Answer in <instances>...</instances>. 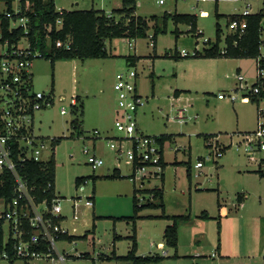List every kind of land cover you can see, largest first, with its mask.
Returning a JSON list of instances; mask_svg holds the SVG:
<instances>
[{
  "label": "rangeland",
  "instance_id": "rangeland-1",
  "mask_svg": "<svg viewBox=\"0 0 264 264\" xmlns=\"http://www.w3.org/2000/svg\"><path fill=\"white\" fill-rule=\"evenodd\" d=\"M77 1L78 5L75 0H56V8L112 11L121 6V0ZM137 1L136 12L150 25L146 36L107 38L109 56L58 58L53 70L47 56H36L32 61L33 88L45 93L53 91L52 100L35 111L33 124L46 142L59 137L52 149L54 188L63 198L62 212L68 215L61 224L74 235L56 242L60 251L68 253L63 262L39 257L33 264H129L125 258L112 256V250L116 255H125L133 231L137 254L160 252L158 241L163 238L164 226L172 220L160 217L162 212L190 215L188 221L179 220L177 224V252L187 256L174 257L175 248L166 246L172 256L148 264H264V175L254 169L255 164L237 145L238 133L256 126V108L264 106V100L242 101L238 97L231 101L217 96L235 86L238 67L251 81L255 61L252 57L205 56L201 50L208 45L204 39L214 40L216 23L222 47L229 27L228 15L242 11L247 3L251 11H257L263 7V0H164L162 4L157 0ZM18 3L12 0V8L17 9ZM4 8L5 0H0V11ZM164 12L195 14V28L202 33L197 36L190 23L178 22L179 32L175 35L170 19L167 30L157 34L153 45V23L161 25ZM154 14L158 18H151ZM114 17L122 16L114 13ZM194 47L201 50L198 55L178 53L181 48L192 51ZM128 54L138 57L134 62L137 90L146 99L137 112L138 126L145 134L170 136L163 144L164 180L145 183L148 187L162 186L164 207H141L134 221L118 218L133 214L132 192L136 185L127 175L130 165L124 157L117 160L116 151L109 145L111 137L119 134L114 126L115 73L127 67ZM175 89L181 90V98L174 95ZM70 95L80 96L81 114L69 110ZM61 106L66 107V113H60ZM180 107H185L191 117L179 121L176 115ZM76 116L75 127L72 120ZM207 135H217L221 143L230 145L215 161L196 167V161L208 151ZM84 147L88 153L83 152ZM49 152L46 149L43 156ZM91 152L103 159L94 169L86 162ZM115 167L120 176H110ZM76 176L87 179L83 190L76 187ZM238 192L246 194L242 206L237 202ZM88 195H93V206L84 202ZM73 197L77 199L76 219L71 211ZM218 201L229 208L228 216L219 215ZM218 245L221 255L211 256L218 252ZM196 251L201 255H188ZM0 264L9 262L0 258ZM11 264H23V260L17 258Z\"/></svg>",
  "mask_w": 264,
  "mask_h": 264
},
{
  "label": "built area",
  "instance_id": "built-area-1",
  "mask_svg": "<svg viewBox=\"0 0 264 264\" xmlns=\"http://www.w3.org/2000/svg\"><path fill=\"white\" fill-rule=\"evenodd\" d=\"M160 4L164 0H157ZM26 4L29 1L26 0ZM249 3L240 12H233L228 17V31L224 35V45L220 47L221 53L227 52V35L232 37L231 45H238L239 39L245 34L248 15L257 11H251ZM29 6H20L13 11L6 12L9 16L8 30L22 27L23 33L14 41L4 36L0 22V172L8 170L14 177L13 196L6 199L0 196V229H2V243L0 258L6 259L9 264L14 259L20 258L23 264H33L39 257H47L54 261L63 262L66 252L60 251L56 242L69 235L68 229L62 226L63 218L68 215L62 212L60 197L54 188V182L48 180L42 188V193L53 188L50 200L47 195H39V188L31 184L20 173L19 166L24 162L47 161L52 155L53 138L48 142L35 132L34 113L45 107L53 97V93L37 91L33 88L32 61L36 56H43V52L31 46L27 31L29 29V15L26 10ZM258 19V38L254 59V74L251 81L237 68L236 84L226 92L217 94L219 98H227L231 101L240 97L242 101L264 100V7ZM201 12H204L202 9ZM61 18L55 20L56 26L61 25ZM202 33L196 29L197 36ZM151 37V35H150ZM209 38L204 39V42ZM215 39V38H214ZM210 40V39H209ZM26 41V43H22ZM153 44V39L151 41ZM199 51L194 47L192 51L181 48L180 55H194ZM137 70L134 65H127L123 70L115 73L114 90L116 93V116L114 126L118 135H113L109 145L116 151V159L125 158L130 165L129 179L136 185L135 198L140 205L146 201H154L151 191L143 189L152 188L145 186L151 179H160L164 173L163 145L161 146L158 135L145 134L137 124V112L146 99L137 90ZM62 98V97H61ZM69 110L77 104V97L70 95ZM185 107L178 108L176 117L179 121L187 120ZM66 107H60V113H66ZM194 117L196 115H193ZM99 133L98 130H94ZM240 138L237 145L242 146V152L249 162L255 164V170L264 174V106L256 108V126L251 130L238 133ZM115 141V142H114ZM127 141V142H126ZM217 138V135L205 139L207 153L201 156L196 167H202L205 161L216 160L221 156L226 146ZM49 149V155L43 156V152ZM84 147L83 152L88 153ZM87 163L94 169L103 163L102 157L91 152L87 156ZM119 162H117L118 164ZM87 181L84 178L76 184L79 190L84 189ZM79 197V196H77ZM87 206H93L92 195L85 199ZM77 199L73 197L71 203L72 218H77ZM161 253H165L164 246L158 243ZM215 253L212 252V255Z\"/></svg>",
  "mask_w": 264,
  "mask_h": 264
},
{
  "label": "trees",
  "instance_id": "trees-1",
  "mask_svg": "<svg viewBox=\"0 0 264 264\" xmlns=\"http://www.w3.org/2000/svg\"><path fill=\"white\" fill-rule=\"evenodd\" d=\"M29 9L26 13L29 15V29L27 31L28 38L30 39L31 46L39 48L43 52V56H47L51 60V67L53 70L54 60L58 58H71V57H107L109 52L106 48L105 40L112 37L126 36L144 37L147 35L149 28L148 20L140 14H135L136 0H121V6L114 8L109 13H106L103 9L97 8H76V9H56L54 0H28ZM217 1V0H215ZM6 7L0 11V22L4 36L10 37L11 41H14L24 31L22 27H16L12 30H8L9 16L6 12L13 11L12 0H5ZM26 5V0H19V6L23 9ZM264 7V1H263ZM114 13L120 14L119 18L114 17ZM218 15V13H216ZM262 14V10L248 15V26L245 34L239 39L238 45L232 46V37L227 35L228 42L227 52L221 53L219 47L220 39V27L216 23L215 27V39L206 41L207 46L202 47V52L205 56H241L252 57L256 53L257 38H258V19ZM230 14L228 15V17ZM60 17L61 25L56 26L55 20ZM151 18H158L157 15H152ZM162 23L159 25L156 22L153 24V32L151 38L153 39V45L159 32H165L167 30L168 21L171 19L175 25L172 32L175 35L178 34L177 28L178 22L190 23V28H195L196 15L193 13L185 12H164L161 15ZM196 29V28H195ZM49 38V41L47 39ZM197 51L198 55L200 51ZM176 52V51H175ZM128 65H134V62L138 59L136 55H126ZM51 92L53 93L52 89ZM180 89L174 90V95L180 94ZM77 97V104L71 108V112L76 115L82 113V100L79 95ZM73 126H77L78 116L73 120ZM212 135H207L205 139ZM170 137L168 134H159L158 140L163 145L165 139ZM59 141V137H53V145ZM54 148V147H53ZM165 165V162L163 161ZM19 171L23 174L31 184H35L39 190V195H47L50 200L53 195V188H49L46 192L42 193V188L46 185L48 180L54 182L55 174V158L54 152L47 161H33L29 160L19 166ZM258 172V171H257ZM260 175L263 173L258 172ZM110 176H120L119 170L113 169ZM164 173H162L161 181L163 180ZM83 176H76L75 183L78 184L83 180ZM14 177L8 170L0 172V196H4L9 199L13 196ZM143 191H151L154 195V201H146L140 205L137 204L135 198L136 188L133 189L132 202H133V214L130 216H120L118 218H130L132 221L138 216L137 211L141 207L154 206L163 208L162 200V187L154 186L152 188H145ZM160 216L169 217L172 219L171 223L164 227L163 240L166 245L176 248L177 246V224L179 220H187L190 218L189 214H173L165 215L161 213ZM133 230L135 227L133 226ZM2 229H0V247L2 243ZM85 235V233H84ZM74 236L72 234L63 235V237ZM119 236V235H116ZM131 245L125 255H116L113 251L112 256L125 258L130 264H145L151 261H158L163 256L161 254H146L140 255L136 253L137 243L135 233L130 235ZM81 253L80 255H83ZM173 255H176L174 253ZM11 263V262H10Z\"/></svg>",
  "mask_w": 264,
  "mask_h": 264
},
{
  "label": "crops",
  "instance_id": "crops-1",
  "mask_svg": "<svg viewBox=\"0 0 264 264\" xmlns=\"http://www.w3.org/2000/svg\"><path fill=\"white\" fill-rule=\"evenodd\" d=\"M19 1V0H18ZM264 1V0H263ZM54 2H55V8H56V0H54ZM263 3V2H262ZM19 4V3H18ZM75 4L76 5H78V1L77 0H75ZM138 5H139V3H138V1L136 0V8L138 7ZM5 7H6V3H5ZM118 7H120V6H118ZM118 7H116V8H118ZM64 8V7H63ZM5 9V8H4ZM13 9V8H12ZM57 9V8H56ZM60 9H62V8H60ZM64 9H76V8H64ZM99 9H103V8H99ZM104 10V9H103ZM106 13H109L110 11L109 10H104ZM135 14H139V13H137L136 12V10H135ZM177 26V25H176ZM178 28V27H177ZM179 30V29H178ZM114 84V83H113ZM180 94H181V92H180ZM180 94L178 95V96H176L177 97V99L178 98H181L180 97ZM164 144V143H163ZM163 160H164V162H165V165H166V160H165V157H164V153H163ZM116 168V167H115ZM117 169L119 170V168L117 167ZM163 180H164V177H163ZM162 180V181H163ZM162 187V186H161ZM93 190V189H92ZM133 193V192H132ZM163 193H164V190H163V188H162V200H163ZM92 197H93V195H92ZM246 197V194L245 193H243V192H238L237 194H236V198H237V202L239 203V206H242L243 205V200H244V198ZM94 204V203H93ZM163 207H164V202H163ZM217 207H218V210H219V215L220 216H228V214H229V212H230V210H229V208L225 205V204H223V203H220L219 201H218V204H217ZM163 213V212H162ZM138 215V214H137ZM161 214H159V216H160ZM139 216V215H138ZM149 216H152V215H149ZM154 216V215H153ZM160 217H162V216H160ZM170 220V219H169ZM189 219H187V220H185V221H188ZM171 221L172 220H170L168 223H166V225L167 224H169V223H171ZM135 224V223H134ZM165 225V226H166ZM164 226V227H165ZM163 231H164V229H163ZM119 237V236H118ZM137 243V242H136ZM158 243H161L165 248H166V246H169V245H166L165 243H164V240H163V238H162V240H159L158 241ZM200 243V242H199ZM169 247H172V246H169ZM158 248H160L159 246H158ZM164 248V249H165ZM218 252H216L214 255H216L217 253L218 254H220L221 255V249H220V245H218ZM165 253L163 254V253H161V248H160V252H154V253H152V254H155V253H157V254H161L163 257L160 259V260H162L163 258H166V257H170V256H172V254H170V252L168 251V249L166 248L165 249ZM174 252L176 253V255H173L174 257H180V256H187V254H181V253H179V252H177V246H176V248L174 249ZM173 252V253H174ZM198 253H199V255H201V252H199V251H196V252H194L193 254H188V255H190V256H192V257H195V256H197L198 255ZM68 254V253H67ZM116 254V253H115ZM211 256H213L214 257V255H212V253L210 254ZM192 259H195V258H192ZM160 260H158V261H160ZM151 262H156V261H151ZM151 262H147V263H145V264H148V263H151ZM129 264H130V262H129Z\"/></svg>",
  "mask_w": 264,
  "mask_h": 264
}]
</instances>
